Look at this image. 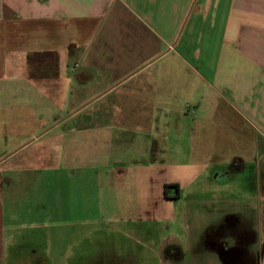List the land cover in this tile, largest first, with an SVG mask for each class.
Masks as SVG:
<instances>
[{"label": "rangeland", "instance_id": "rangeland-1", "mask_svg": "<svg viewBox=\"0 0 264 264\" xmlns=\"http://www.w3.org/2000/svg\"><path fill=\"white\" fill-rule=\"evenodd\" d=\"M166 11L163 23L174 42L187 33L192 1L168 3ZM165 57L160 90L151 92L157 105L152 114L143 109L127 112L141 106L143 99H132L129 93L143 89L152 68L108 91L109 83L99 74L79 91L74 84L65 96L40 95L37 111L0 112L1 119L7 117V124L0 123V152L8 154L17 136L39 135L0 166L8 188V246L14 237L19 240L10 264H41L44 259L68 264L80 255L98 258L97 264H220L213 253L190 252L202 230L223 214L252 215L256 190L264 187V177L258 174L264 162L255 157L252 146L229 139L223 143L217 136L224 132L220 125L213 130L217 126L208 123V131L197 128L196 120L202 117L190 107L203 93L200 81L185 65L174 71L173 51ZM104 87L106 92L97 93ZM163 101L175 111L165 113ZM148 118L155 123L149 130ZM117 123L140 125L145 131L126 129L118 139L103 135L110 131L102 126ZM145 165L151 177L137 174ZM219 167L224 180L209 175L211 168ZM127 170L134 178L126 191L100 178L104 172ZM172 245L186 253L180 262L162 253L164 246Z\"/></svg>", "mask_w": 264, "mask_h": 264}, {"label": "crops", "instance_id": "crops-1", "mask_svg": "<svg viewBox=\"0 0 264 264\" xmlns=\"http://www.w3.org/2000/svg\"><path fill=\"white\" fill-rule=\"evenodd\" d=\"M191 1L187 33L173 42L174 35L166 34L163 22L167 4L172 6L176 0H0V112L31 113L39 108L40 95L47 99L65 96L74 84L78 88L75 92L79 91L99 74L109 83L107 89L97 92L102 95L152 68L145 75L143 89L129 93L132 99H143L141 106L127 111L139 113L143 109L152 114L157 105L151 92L160 90L165 56L173 51L174 71L180 72L177 66L185 65L203 90L190 107L202 117L196 120L197 128L208 131V123L217 126L213 130L220 125L224 132L217 136L223 143L229 139L237 140L240 146H252L255 157L264 162V0ZM162 107L165 113L175 111L166 101ZM148 119L147 130L155 124ZM0 123L7 124V117H0ZM101 129H109L103 135L112 139L126 129L145 131L140 125L119 123ZM38 136H17L8 154L0 152V166ZM237 158L245 161L243 156ZM139 168H143L137 173L140 177H151L145 171L147 165ZM210 170L211 177L223 179L219 177L222 168ZM258 174L264 177L262 167ZM100 178L126 191L134 176L128 170L108 171ZM7 189L0 168V264H10V253L19 242L14 237L8 246L4 213ZM256 192L258 202L250 217L223 214L202 230L190 254L213 253L220 264H236L233 257L240 258L238 264H264V187L259 186ZM225 242L231 244L224 246ZM217 243L223 248L218 249ZM162 253L178 262L186 255L176 245L164 246ZM43 263L48 264L47 259L41 260ZM97 263L98 258L80 255L68 264Z\"/></svg>", "mask_w": 264, "mask_h": 264}, {"label": "flooded vegetation", "instance_id": "flooded-vegetation-1", "mask_svg": "<svg viewBox=\"0 0 264 264\" xmlns=\"http://www.w3.org/2000/svg\"><path fill=\"white\" fill-rule=\"evenodd\" d=\"M218 249H222L223 248V245H221V244H218ZM228 250H233V249H231V248H228ZM232 262H235L236 264H238V263H240V258L238 257H236V258H232Z\"/></svg>", "mask_w": 264, "mask_h": 264}]
</instances>
